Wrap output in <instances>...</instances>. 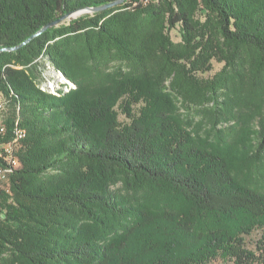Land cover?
<instances>
[{"label":"trees","instance_id":"trees-1","mask_svg":"<svg viewBox=\"0 0 264 264\" xmlns=\"http://www.w3.org/2000/svg\"><path fill=\"white\" fill-rule=\"evenodd\" d=\"M116 1L0 0V49ZM154 1L127 0L0 52V146L24 133L16 163L0 168L11 186L0 189V264H264V234L254 247L246 241L263 226L264 196L240 184L224 156L193 147L173 116L180 106H257L248 138L264 155V0ZM46 60L77 89L43 92ZM214 62L220 71L198 76ZM132 93L146 106L137 117L127 104L122 124L116 107ZM121 179L166 187L184 206L129 203L114 189ZM205 215L249 224L198 231Z\"/></svg>","mask_w":264,"mask_h":264},{"label":"rangeland","instance_id":"rangeland-1","mask_svg":"<svg viewBox=\"0 0 264 264\" xmlns=\"http://www.w3.org/2000/svg\"><path fill=\"white\" fill-rule=\"evenodd\" d=\"M94 13L92 11L75 13L56 27L68 26L73 21L93 16ZM171 38L175 43L181 42V35L177 29L171 32ZM42 64L38 67L42 73L38 87L43 92L60 96V90L69 93L77 89V85L58 71L49 60ZM221 68V64L214 62L211 72L198 76L203 79L212 78ZM235 103L237 107L230 114L225 110L216 114L212 108L188 109L180 106L179 111L173 114L175 127L190 139L193 147L224 156L231 166L234 178L240 184L264 196V155H258L252 150L248 138V130L258 124L259 110L252 104L241 101ZM127 104H130L131 113L137 117L141 116V111L146 106L145 100L136 93L125 96L116 107L122 124L130 123L125 109ZM114 189L129 203L145 205L154 212L166 209L180 211L184 206L178 193L156 184L133 183L121 179ZM260 222L263 226H255L251 236L246 237L250 247H254L255 242L264 234V218ZM248 224L244 215L237 219L205 215L197 221L196 229L205 232L222 229L237 234L240 228ZM216 264L231 263L221 259Z\"/></svg>","mask_w":264,"mask_h":264},{"label":"water","instance_id":"water-1","mask_svg":"<svg viewBox=\"0 0 264 264\" xmlns=\"http://www.w3.org/2000/svg\"><path fill=\"white\" fill-rule=\"evenodd\" d=\"M127 0H117L116 2H113L111 4H108V5H105L103 7H100V8H92V9H87V10H83V11H78V12H74V13H70V14H66L62 17H60L59 19H57L56 21L46 25L40 32H38L36 35L32 36L30 39H28L26 42H24L22 45L18 46V47H15V48H10V49H3L1 48L0 49V52H4V51H14V50H17L18 48L22 47L23 45H25L26 43L30 42L34 37L42 34L43 32H45L46 30L50 29V28H53V27H56L58 26L61 22H63L64 20L72 17V15H74L75 13H80V12H84V11H92V12H99V11H105L107 9H110V8H113V7H116V6H119L123 3H125Z\"/></svg>","mask_w":264,"mask_h":264},{"label":"bare ground","instance_id":"bare-ground-1","mask_svg":"<svg viewBox=\"0 0 264 264\" xmlns=\"http://www.w3.org/2000/svg\"><path fill=\"white\" fill-rule=\"evenodd\" d=\"M154 0H146L144 3L140 0V3L143 5H148L150 2H152ZM24 136L23 131L17 129L16 130V138L14 140H12L11 142H8L7 144H3L0 146L3 148V152L4 153H11L12 155V159H6L10 164H14L16 163V159L14 158V152H15V148L16 145L18 144V141L20 140L21 137ZM9 166V164L7 165ZM9 169V168H8ZM9 170L7 169H0V176L5 177L6 172H8Z\"/></svg>","mask_w":264,"mask_h":264},{"label":"built area","instance_id":"built-area-1","mask_svg":"<svg viewBox=\"0 0 264 264\" xmlns=\"http://www.w3.org/2000/svg\"><path fill=\"white\" fill-rule=\"evenodd\" d=\"M141 1L144 3L146 0H141ZM4 108H5V103L2 100V98L0 97V122H1L2 112L4 111ZM2 127L3 126L0 127V132H2ZM0 159H2L5 162V165H0V168H1V166H6V159H12V155H11V153H4L3 148L1 147ZM10 188H11V186H8V184H7V177L0 176V189L7 192V193H10Z\"/></svg>","mask_w":264,"mask_h":264}]
</instances>
